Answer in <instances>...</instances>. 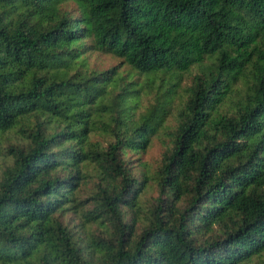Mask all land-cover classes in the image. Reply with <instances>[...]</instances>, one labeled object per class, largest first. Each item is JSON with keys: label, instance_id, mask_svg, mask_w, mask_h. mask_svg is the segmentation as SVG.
Segmentation results:
<instances>
[{"label": "trees", "instance_id": "1", "mask_svg": "<svg viewBox=\"0 0 264 264\" xmlns=\"http://www.w3.org/2000/svg\"><path fill=\"white\" fill-rule=\"evenodd\" d=\"M0 264H264V0H0Z\"/></svg>", "mask_w": 264, "mask_h": 264}, {"label": "rangeland", "instance_id": "2", "mask_svg": "<svg viewBox=\"0 0 264 264\" xmlns=\"http://www.w3.org/2000/svg\"><path fill=\"white\" fill-rule=\"evenodd\" d=\"M92 63L98 66L100 69H105L107 67H111L114 64H116L117 60L110 58L108 56H101L100 54H97L96 56H92ZM189 82V79H184V83ZM145 103V102H144ZM163 138L160 137H154L152 138L149 146L146 148L144 152L141 154H132L130 155V159L132 160V164L134 165L135 171L133 172L134 175L139 174V169L141 167L139 164H143L145 168H147L148 174H152L154 169L159 163L160 154L163 150V145L161 144ZM144 170V169H143ZM84 188L80 190L81 195L84 192ZM156 191L153 188H149L147 192L145 193V196H155Z\"/></svg>", "mask_w": 264, "mask_h": 264}]
</instances>
